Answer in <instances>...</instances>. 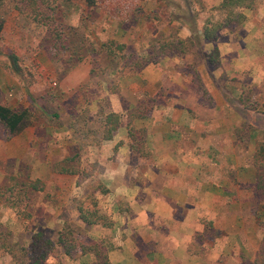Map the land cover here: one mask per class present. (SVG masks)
Segmentation results:
<instances>
[{
    "label": "rangeland",
    "instance_id": "1",
    "mask_svg": "<svg viewBox=\"0 0 264 264\" xmlns=\"http://www.w3.org/2000/svg\"><path fill=\"white\" fill-rule=\"evenodd\" d=\"M2 1L0 104L25 108L29 116L27 125L9 137L0 128V264H25L20 248L37 230L54 240L56 232L68 226L78 236L101 243L105 252L121 238L120 231L112 230L115 222L120 227L121 216L110 228L100 230L83 225L76 211L82 201L84 207L109 212L105 197L86 194L99 182L93 173L100 168L92 159L101 154V149L93 150L101 122L89 101L99 91L109 90L121 91V107L139 101L151 107L147 117L134 122L145 130L148 153L129 157L137 168L134 178L142 183L138 172L143 161H151L149 146L155 134L151 129L168 126L188 136L184 130L203 119L207 141L223 138L217 130L226 133L231 150H206L202 156L216 162L230 159L232 194H222V204L200 217L201 230L192 236L180 264H251L264 220L263 198L254 196L259 191L264 194V13L258 12L264 0L243 8L244 20L222 29L212 42L201 39L200 26L205 17L223 15L214 6H199L201 0H93L92 5L60 0L53 18L63 25L64 48L53 45L45 27L14 9L10 0ZM182 23L191 29L185 37ZM167 37L191 40L183 53L157 56L135 72L146 52L158 49ZM213 46L219 54L216 67L202 60ZM13 62L18 71L13 70ZM181 81L183 86L176 87ZM180 89L189 97L172 99L173 92L182 93ZM97 99L107 109L105 97ZM125 135L121 124V142L127 140ZM71 155V160L65 159ZM61 164L74 172H56ZM221 176L229 182L228 176ZM113 202L124 209L123 201ZM256 210L260 219L253 215ZM4 249L18 259H11ZM104 259L84 255L71 260L54 251L45 264H93Z\"/></svg>",
    "mask_w": 264,
    "mask_h": 264
},
{
    "label": "crops",
    "instance_id": "2",
    "mask_svg": "<svg viewBox=\"0 0 264 264\" xmlns=\"http://www.w3.org/2000/svg\"><path fill=\"white\" fill-rule=\"evenodd\" d=\"M219 1L201 0L199 6L209 8L217 5ZM263 9L259 8L258 12L264 13ZM181 26L185 37L191 29L185 23ZM184 82L181 81L180 86L175 83V86L181 88ZM180 90L181 94L172 93V99L182 101L189 97L186 90ZM99 95L104 96L109 103L107 109L103 108L100 100H95ZM120 97L121 91H99L95 98L90 99L89 104L93 102L95 110H101L102 113L109 110L117 112L121 111ZM186 113L188 114L187 111ZM155 122L152 120L150 123L155 125ZM203 122L200 119L197 120L196 127L189 125L190 128L184 130L189 132L188 136L168 126L164 129H151V133H155L151 135L149 146L151 161H143L142 164L146 167L140 164L142 170L138 172L145 183L134 178L137 168L131 166L127 140L123 139L121 142V125L111 139H100L94 143L93 150L101 149V154L92 159L95 167L100 168V171L94 169L93 177L96 176L105 189V192L95 193L110 201L104 207L109 210L106 214L111 213L113 223L118 221L116 216H121L120 227L116 228L115 222L112 228L121 232V238L115 240L106 251L108 264H180L192 236L201 230L200 217L205 215L206 209H214L222 204V194H232V176L229 169L233 166L230 159L228 161L224 158L216 162L207 157L203 159L202 156L206 150H231L232 142L227 141L226 133L218 130L215 132L219 136L224 134L223 138L207 141L205 135L208 130L202 126ZM195 154L202 159L195 158ZM215 173L218 178L213 175ZM221 175L228 176L229 182L225 178L221 179ZM96 179L93 178V181ZM86 180L84 178L82 182ZM236 193L237 188L234 190V194ZM114 199L123 201L124 209L120 210V206L113 202ZM90 227L103 230L99 225ZM139 242L145 247L140 246ZM165 246L172 250H167Z\"/></svg>",
    "mask_w": 264,
    "mask_h": 264
},
{
    "label": "trees",
    "instance_id": "3",
    "mask_svg": "<svg viewBox=\"0 0 264 264\" xmlns=\"http://www.w3.org/2000/svg\"><path fill=\"white\" fill-rule=\"evenodd\" d=\"M60 0H10L14 9L22 13L25 17L33 21L34 23L44 26L47 33L53 39L51 43L53 45L61 46L64 48L63 41H66L65 32L63 31L62 24L56 22L53 18L55 7ZM66 1V0H61ZM87 4L92 5L93 0H85ZM254 0H220L214 9L222 17H217L211 19L205 17L199 31V36L205 42L215 41L218 37L219 32L222 29L240 24L244 20L242 9H249L252 7ZM3 3L0 0V6ZM2 18L0 17V31L2 29ZM56 40H62L56 43ZM191 38H178V37H167L166 39H161L162 41L158 45V49L154 47L146 52L145 58L142 62H138L137 68L134 69L137 72L143 65L154 61L158 56H172L176 53H183L188 48L186 42L190 41ZM14 59V58H11ZM157 60V59H156ZM207 65L216 67L219 64V54L216 46L211 47L202 59ZM14 61V60H13ZM13 70L18 71L15 62L12 63ZM114 93L115 91L109 90V93ZM122 102V101H121ZM109 105L108 102L104 103ZM123 108V109H122ZM121 111L101 112L98 111L99 118L101 122V128L99 130V135L95 139L97 142L101 140L111 139L113 133L116 131L117 127L121 124L124 126L125 137L127 138V148L130 156H140L146 155L147 145L144 138V128L138 129L134 126V122L148 116L151 107L148 103L144 101H139L133 107H121ZM28 111L25 108H10L6 105L0 104V128L6 137L18 133L25 125L28 123ZM143 131V133H142ZM73 155L65 158L66 160H71ZM56 172L71 174L74 169L68 164H61L60 167L55 169ZM261 183L264 184V178H261ZM93 189L86 194H96L95 191L105 192L102 184L96 182ZM255 188L257 186L255 185ZM256 191V190H255ZM258 192V191H257ZM255 192V193H257ZM257 199H262L264 201V194L259 191L258 194H254ZM88 198V197H87ZM259 199V200H260ZM89 201L94 204L92 198L89 197ZM258 201V200H257ZM92 207V206H91ZM77 218L85 226L99 225L103 228H110L112 226V219L110 214L99 213L96 208H88L83 206V202L77 204L76 206ZM254 217L259 218L257 210L253 213ZM261 236L259 237L255 250V257L251 264H264V220H261ZM68 226L61 228L56 232V237L51 240L45 235L43 230H37L33 232L29 238L28 243L24 248H20L21 259L25 264H45L48 257L52 255L54 251H60L67 259H79L84 255H92L95 258L101 257L102 259L106 257L105 250L102 251V245L99 242H95L90 238L77 235ZM82 238V239H81ZM4 252L11 255V259L17 260L18 257L10 251L4 249ZM8 255V256H9ZM10 258V257H9ZM55 264H59L56 262ZM93 264H108L107 260H101L94 262Z\"/></svg>",
    "mask_w": 264,
    "mask_h": 264
}]
</instances>
